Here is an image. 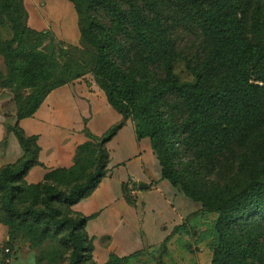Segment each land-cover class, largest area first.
<instances>
[{
  "label": "trees",
  "instance_id": "1",
  "mask_svg": "<svg viewBox=\"0 0 264 264\" xmlns=\"http://www.w3.org/2000/svg\"><path fill=\"white\" fill-rule=\"evenodd\" d=\"M74 4L82 43L92 50L88 59L70 60L60 71L55 56L37 52L27 57L11 45L4 50L10 77L39 94L20 110L14 126H6L24 154L0 170V222L7 216H19L24 223L29 218L32 230L41 227L32 236L34 246L58 237L72 249L70 264H95L88 218L72 207L105 177L106 144L131 119L138 138L151 141L162 178L199 203L203 214L218 215L211 232L213 241L216 237L211 264H264V0ZM0 15L21 42L28 20L23 0H0ZM182 30L199 39L197 53L185 60L193 77L188 81L176 73L183 59L177 37ZM87 73L122 121L102 137L86 131L90 141L78 149L71 169L50 172L41 183L28 185L25 176L40 165V149L37 137L27 136L18 121L32 117L53 90ZM122 192L128 204H135L128 185ZM21 195L27 205L19 204ZM187 226L174 233H184ZM143 253L111 254L106 264H124Z\"/></svg>",
  "mask_w": 264,
  "mask_h": 264
},
{
  "label": "crops",
  "instance_id": "2",
  "mask_svg": "<svg viewBox=\"0 0 264 264\" xmlns=\"http://www.w3.org/2000/svg\"><path fill=\"white\" fill-rule=\"evenodd\" d=\"M122 119L91 76L53 90L32 117L18 121L27 136L37 137L40 149V165L28 171L25 182L37 185L50 172L71 169L78 149L90 141L86 131L102 137ZM106 148L105 177L89 197L74 206L88 218L86 231L94 241L98 264H105L111 254L127 257L159 249L168 238L183 234L174 231L185 222L195 227L207 218L199 203L162 178L151 141L138 138L133 120L125 123ZM23 154L18 138L8 132L0 117V170L17 163ZM124 185L129 186L135 204L124 199ZM8 240L0 227V264L5 261L1 248Z\"/></svg>",
  "mask_w": 264,
  "mask_h": 264
},
{
  "label": "rangeland",
  "instance_id": "3",
  "mask_svg": "<svg viewBox=\"0 0 264 264\" xmlns=\"http://www.w3.org/2000/svg\"><path fill=\"white\" fill-rule=\"evenodd\" d=\"M74 1L23 0L28 12V20L24 22L27 29L23 32L21 42H16V32L10 21L4 15H0V117L4 119L6 126H14L20 110H27L39 94L33 88L21 86L20 80L10 77L6 51H4L6 46L11 45L10 48L13 50L23 51L27 57H32L37 52L55 56L61 65L60 71L65 69L70 60L81 61L91 57V48L84 45L81 40L79 15ZM177 37L183 59L178 63L176 73L183 80H192V75L186 69L185 60H189L197 53L199 39L191 30H182ZM51 48L52 54L48 52ZM86 76L94 78L91 73H87L84 77ZM19 200V204L27 205L24 195H21ZM60 209H62L61 205L59 211L64 213V210ZM72 210L76 212L74 206ZM8 217L4 219L5 223L0 222V227L9 237L1 248L4 264L71 263L72 249L64 245L58 237L34 246L32 236H38L41 227L32 230L31 219L28 218L24 223V219L19 216ZM217 218V214H210L200 223L201 225L195 227L188 225L187 230L180 237L171 238L172 240L163 244L162 252L155 248L124 264H159L160 261L164 264H211L213 244L216 239L215 237L213 241L211 232ZM200 232L202 235L199 234ZM200 238L202 241L199 240ZM92 244L94 246V241ZM6 248L11 251L4 252ZM92 258L95 264H98L95 259V246Z\"/></svg>",
  "mask_w": 264,
  "mask_h": 264
},
{
  "label": "water",
  "instance_id": "4",
  "mask_svg": "<svg viewBox=\"0 0 264 264\" xmlns=\"http://www.w3.org/2000/svg\"><path fill=\"white\" fill-rule=\"evenodd\" d=\"M50 54H52L53 53V50H52V48L51 49H49V51H48Z\"/></svg>",
  "mask_w": 264,
  "mask_h": 264
},
{
  "label": "built area",
  "instance_id": "5",
  "mask_svg": "<svg viewBox=\"0 0 264 264\" xmlns=\"http://www.w3.org/2000/svg\"><path fill=\"white\" fill-rule=\"evenodd\" d=\"M5 252H6V253H8V252H9V250H8V249H6V250H5Z\"/></svg>",
  "mask_w": 264,
  "mask_h": 264
}]
</instances>
